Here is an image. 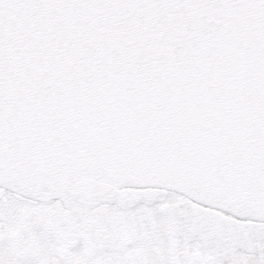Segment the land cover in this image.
Here are the masks:
<instances>
[{
    "label": "snow or ice",
    "instance_id": "obj_1",
    "mask_svg": "<svg viewBox=\"0 0 264 264\" xmlns=\"http://www.w3.org/2000/svg\"><path fill=\"white\" fill-rule=\"evenodd\" d=\"M0 264H264V0H0Z\"/></svg>",
    "mask_w": 264,
    "mask_h": 264
}]
</instances>
